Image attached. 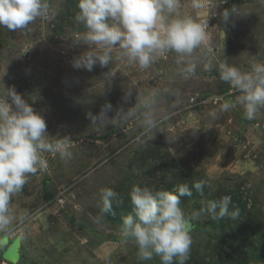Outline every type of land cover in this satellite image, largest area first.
I'll use <instances>...</instances> for the list:
<instances>
[{
	"label": "rangeland",
	"instance_id": "rangeland-1",
	"mask_svg": "<svg viewBox=\"0 0 264 264\" xmlns=\"http://www.w3.org/2000/svg\"><path fill=\"white\" fill-rule=\"evenodd\" d=\"M50 14L27 28L0 27V94L14 87L46 121L49 139L70 138L72 155L42 153L47 169L28 177L12 198L10 224L0 232V264H161L141 261L133 240L121 233L132 212L133 185L156 190L187 184L191 196L180 207L191 219L185 264H264V108L248 120L238 106L221 105L239 93L219 79L226 62L247 71L264 63V0H180L178 13L202 23L205 43L189 59L195 74L165 52L148 68L120 56L91 72L72 66L88 49L77 41L86 29L54 23L64 0H48ZM243 15L222 19L224 9ZM150 98V107L143 101ZM111 105L103 120L95 123ZM157 127L145 134L146 114ZM204 181L203 194L193 187ZM113 188L123 203L102 213L100 189ZM230 196L232 220H214L202 211L208 201ZM199 213V215H196Z\"/></svg>",
	"mask_w": 264,
	"mask_h": 264
},
{
	"label": "clouds",
	"instance_id": "clouds-1",
	"mask_svg": "<svg viewBox=\"0 0 264 264\" xmlns=\"http://www.w3.org/2000/svg\"><path fill=\"white\" fill-rule=\"evenodd\" d=\"M225 2V0H223ZM180 0H78V24L86 32L77 39L89 47L72 61L76 69L91 72L97 64L108 66L113 51L146 69L165 52H174L176 63L183 65L180 75L188 79L195 74L196 63L189 59L206 39L205 28L190 17L178 13ZM194 9L203 7L202 0H192ZM50 14L48 0H0V27L9 31L27 28L37 18ZM233 15H243L235 8L224 9L222 19L227 22ZM219 79L239 93L234 100L221 105V111L238 106L248 120L264 108V63L252 61L247 71L226 62L218 66ZM150 107V98L143 102ZM111 105H105L99 117L88 113L93 123L103 120ZM151 114L144 118L145 134L156 128ZM46 121L14 87H5L0 94V232L10 224L9 210L12 198L21 192L30 175L47 169L42 153L58 154L62 159L72 155L70 138L49 139ZM205 182H194L195 190L203 194ZM102 213H112V202L123 203L111 187L100 189ZM187 184L176 189L156 190L133 185L128 193L132 212L123 216L121 233L134 241L141 261L159 257L161 264H185L189 259L191 219L180 207L181 197L191 196ZM230 196L219 202L208 201L202 209L214 220H235L239 210H229ZM196 215H199L197 213Z\"/></svg>",
	"mask_w": 264,
	"mask_h": 264
},
{
	"label": "trees",
	"instance_id": "trees-1",
	"mask_svg": "<svg viewBox=\"0 0 264 264\" xmlns=\"http://www.w3.org/2000/svg\"><path fill=\"white\" fill-rule=\"evenodd\" d=\"M78 12V0H64V7L61 11L60 17H58L60 23H54V33L61 34L59 31L61 30L60 25L63 24V22L71 23V25L77 30L85 29L83 24H78L75 20V15Z\"/></svg>",
	"mask_w": 264,
	"mask_h": 264
}]
</instances>
